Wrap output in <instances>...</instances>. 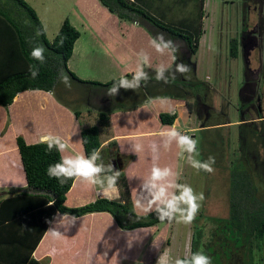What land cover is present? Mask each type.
Instances as JSON below:
<instances>
[{
  "label": "rangeland",
  "instance_id": "obj_1",
  "mask_svg": "<svg viewBox=\"0 0 264 264\" xmlns=\"http://www.w3.org/2000/svg\"><path fill=\"white\" fill-rule=\"evenodd\" d=\"M25 1L35 11L45 29V37L49 41L54 37L63 19L67 17L86 29L87 32L84 34L80 29L82 33L80 44H78L80 48L85 45L84 52L82 48L80 55L74 51L69 60V66L77 77L83 80L92 79L104 83L122 75H130L135 68L136 53L141 50L150 55L152 68L160 63L172 67L174 62L171 57L161 56L149 46L150 39L158 33H164L166 38H171L178 48L180 58H186V64L192 62L193 69L191 68V71L186 74L187 78L178 76L175 80L179 81L180 78L188 81L183 86L175 81L164 84L156 82L154 78L150 79L146 90L150 97H155V100H153V107L150 105L151 101L144 105L142 110L147 111V116L145 124H141L155 127L151 117L153 110L170 112L173 109L174 112H178V118L181 123H184L183 125H192L189 127L194 128L187 134L198 140L197 159L207 160L209 156L215 157L213 166L215 171L208 174L202 171L197 173L186 160H180L176 155L175 145L172 146V151L165 152L161 148L157 161H153L150 150L145 152L146 154L140 152L142 160L131 164L133 169L120 172L126 176L125 182L132 210L138 214H145L134 210L133 204L139 185L150 173L154 163L160 167L170 166L179 173V183H186L197 193H204L205 199L193 223L184 225L175 222L171 224L159 222L152 226L129 230L117 228L114 242H87L83 247L86 251L82 258L79 257L80 238H77V242H63V249L58 246L51 249L52 256L58 257L57 263L52 262L53 264H67L69 261L74 262L70 264H157L159 257L165 253L169 264H174L175 259L184 257L189 252L194 224L201 226L205 242V238L211 234V229L215 226L214 218L227 217L229 182L232 172L239 171V176L243 177L242 173L245 169L247 177H251L256 187L253 196L258 202L264 203V36L261 33L262 28L260 30L259 27L262 22L259 18L262 14L264 16L263 3L256 1L257 4H254V0H203L200 12L199 0H140V7L145 13L173 33L186 35L188 33L186 30L189 29L187 27L190 25L202 30L203 34L199 36L197 50L195 53H190L185 40L180 37L171 35L144 18L136 21L120 18L103 7L100 2L97 4L96 0H86L95 2L101 8L102 13L97 9V14L93 18L85 15L88 6H85L84 0ZM93 24L102 25L100 32L107 38L99 41V46L95 42L98 34L96 33L95 37L89 31ZM94 30L95 27H93ZM230 44L234 46L235 56H230ZM92 48H94L92 53H89ZM244 74L248 77L247 83L243 82ZM63 75L68 77L70 88L61 82L59 75L56 85L50 91L25 90L18 93L8 106H2L3 115L9 118L5 125L9 122L13 124L17 136H21L25 142H36V134L39 132L55 134L57 131L61 137L70 138L71 147L68 154L82 153L80 130L89 125H97L99 111L106 114L113 113L108 128L110 134H123L141 127L137 117L125 120L127 118L125 116L129 114L126 111L130 110L134 103H139L136 102L137 99H142L141 88L136 91L129 90L128 94L125 93L126 95L121 89L118 95L109 97L106 95L109 85L99 87L87 83L80 84L66 74L63 73ZM196 79L205 81L203 83L210 87L209 95H207V89L205 93L203 92L207 103L212 106L207 121L204 120L203 108L197 107L200 118L196 117L195 111H192V106H195L193 110L196 108L193 98L189 95L183 98L182 95V91L186 88L193 90L195 86L192 84ZM128 96L132 97L127 100ZM241 99L245 107L241 106L243 113L240 114L245 119L244 122L250 124L239 126L238 123L241 121H238L240 116L238 107ZM183 100L191 104L188 117L189 113L181 103ZM248 107L250 108L246 109ZM75 111L78 112L77 117L74 115ZM201 122L211 126L202 130L198 127ZM119 138H115L116 145L119 147L123 146V143L127 145V139ZM243 156H246V159ZM13 161L15 164L10 163L9 167L15 168L16 171L21 170L19 158L16 155ZM238 180L245 184L242 178ZM14 184H21V181ZM97 195L93 186L86 183H73L66 194L64 204L69 207L81 206L93 201ZM102 216L94 218L95 225L99 223L101 226L104 222L110 226L113 224L112 221L107 222ZM251 243L246 257L242 254L241 248L237 249L235 245H229L228 242H222V257L219 258L217 245L212 246L214 252L212 253L210 249L208 255L212 258V264H216L218 259L220 260L218 264H264V243L255 240ZM111 244L119 246L120 251L114 249ZM204 248L205 245L199 250ZM233 248L235 252L230 255ZM63 250L66 255L62 254ZM49 254L39 260L37 251L33 257L43 264H48ZM243 260L245 263L241 262Z\"/></svg>",
  "mask_w": 264,
  "mask_h": 264
},
{
  "label": "trees",
  "instance_id": "obj_2",
  "mask_svg": "<svg viewBox=\"0 0 264 264\" xmlns=\"http://www.w3.org/2000/svg\"><path fill=\"white\" fill-rule=\"evenodd\" d=\"M98 1L120 18L132 21L141 18L149 20L156 27L185 40L190 53H195L199 36L202 33L201 29L190 25L187 27L189 29L188 31L186 30L188 32L186 35L173 33L170 29L152 20L135 0ZM261 2L264 4V0H261ZM202 5L203 0H199L200 12L202 11ZM201 17L202 13L199 14L200 19ZM261 19L260 21L262 22H260L261 25L259 27L260 30L262 28L263 32L261 33L264 36V25H262V23L264 24V16ZM42 28L34 10L25 0H0L1 106H8L12 102L13 97L21 91H50L56 85L58 76H61L63 73L77 83H87L93 86L98 85L99 87L112 85L114 79L104 83L95 80H83L67 68L66 62L71 55L73 42L79 36V32L70 24L67 18L63 19L51 41L47 40L44 31L38 37L35 35L36 30ZM61 40H63L62 45L60 43ZM36 45H43L46 50L45 62L42 65L30 58L31 49ZM229 49L230 56H235L233 44H230ZM176 56L177 60L172 67L175 66V63H185L186 58H180L178 52ZM32 64H37L39 67V75L35 79H32L29 74V65ZM191 64L192 62H188L190 67L192 66ZM146 71L150 72L151 70L146 68ZM149 75L152 77L154 71L150 72ZM178 76L182 77L179 74ZM175 82H179L183 86L188 81L179 78V81ZM243 82H248L246 74H244ZM147 85L141 87V94L147 92L146 89L149 87ZM192 86H195L192 91H190V88L182 91L183 98L190 95L196 101L198 100L201 109L203 108L204 120L207 121L212 111V106L207 103L208 101L204 93L207 89V95H209L210 87L197 79ZM185 105L190 112L191 104L185 101ZM241 106L245 107L244 103L239 106V114L243 113ZM74 115L77 117L78 112L75 111ZM106 115H108L106 112H100L98 116L101 120H104L106 119ZM158 117L162 123L170 124L175 118V113L160 112ZM244 120L240 114L238 121L241 122L238 125L250 124L249 122H244ZM201 123L202 126L209 125L206 122ZM80 141L85 155L90 154L93 149H98V127L90 125L82 128L80 130ZM15 143L21 169L24 174L25 187L26 189H34L37 192L19 190L11 195L0 198V264H43L39 260L34 259L31 253L46 229L48 224L46 221L57 212L61 214L67 212L70 215L79 216L85 213L105 211L112 216L116 225L124 230L148 227L159 223L154 213L136 214L132 210L128 188L122 173L117 182L118 199L99 197L81 206H66L64 204L65 193L72 181L69 180L67 183L61 185L57 180L50 179L46 174L47 167L57 162L60 154L55 151L51 153L47 152L46 145L41 144L39 141L26 143L21 136H15ZM245 157L243 156L244 159H246ZM244 170L242 173L243 177L239 176V171L232 172V178L229 182L227 217L214 218L216 220L215 226L211 229V236L208 235L205 238V242L203 241L205 235L202 232L201 226L194 224L189 251L196 252L200 247L205 245L203 251L208 255V251L213 249L212 246L217 245L218 248L215 249L218 250L220 258L222 257V242H228L229 245H235L237 249L241 248L242 254L246 257L253 240L264 243V203L258 202L253 196L256 187L253 185L251 177H247L248 174ZM241 178L245 181V184L238 180ZM52 200L55 203L49 207L48 205ZM234 250V248L231 250L230 255L235 252ZM213 252L214 250H212ZM179 258H183V256ZM219 262L220 260L218 259L216 264ZM241 262L245 263L244 260Z\"/></svg>",
  "mask_w": 264,
  "mask_h": 264
},
{
  "label": "clouds",
  "instance_id": "obj_3",
  "mask_svg": "<svg viewBox=\"0 0 264 264\" xmlns=\"http://www.w3.org/2000/svg\"><path fill=\"white\" fill-rule=\"evenodd\" d=\"M45 29L36 30L38 37L43 34ZM61 45L63 40L60 41ZM149 46L161 56L168 55L171 60H177L176 53L178 48L171 38H166L164 33H158L149 41ZM45 48L43 45L32 47L30 58L37 61L40 65L45 62ZM146 68H152L150 55L141 50L136 53L135 68L130 77L120 76L114 79L112 85L107 88L106 95L115 97L120 90L136 91L142 86H146L150 79L156 82L169 84L177 79V75L186 76L191 71V67L183 62L175 63L174 68L164 63H160L153 69L154 77H150ZM29 74L32 79L39 75L37 64L29 65ZM61 82L66 87H71L68 77L61 74ZM52 95V93H49ZM160 143L153 142L150 145V152L153 161H157L160 156V149L169 151L173 144L177 148L176 155L180 160H186L187 164L197 173H214L215 157L209 156L207 160L197 159L198 140L192 136L178 130L176 123L167 126L159 133ZM70 139V138H69ZM69 139L60 135L47 134L40 138V143L46 145V151L57 152L60 158L57 162L50 164L46 169V174L50 179H55L61 185L69 180L73 183H86L98 190V195L111 199L117 192V182L121 175L120 171L114 170L113 164H104L99 149H93L90 154L70 153ZM131 151L140 153L144 151V146L140 143L133 144ZM179 173L172 167H160L154 163L150 173L142 180L134 200V210L140 213H154L161 223H177L191 225L199 213L201 203L204 201V193H197L190 185L178 182ZM55 203H49L51 207ZM80 217L69 213L57 212L52 220L46 221L50 225L45 234L52 240H60L63 234L59 231L60 227L73 226ZM55 222V223H54ZM54 224V226H53ZM157 264H169L167 254L159 257ZM174 264H212V258L206 255L203 250L196 252L189 251L183 258H177Z\"/></svg>",
  "mask_w": 264,
  "mask_h": 264
},
{
  "label": "crops",
  "instance_id": "obj_4",
  "mask_svg": "<svg viewBox=\"0 0 264 264\" xmlns=\"http://www.w3.org/2000/svg\"><path fill=\"white\" fill-rule=\"evenodd\" d=\"M96 1H97V4H99L98 3L99 1L98 0H96ZM135 2L138 5H140V3H141L140 0H135ZM84 4H85V6H88V7H86L87 8L86 10H88L87 14H85L87 17L93 18V16L95 14H97V9H99V12L102 13L101 8L95 2H87L86 0H84ZM67 19L70 22V24L73 27H75L77 29V31L79 32V36L73 42L71 55L67 59V62H66V66L68 67L69 66V60L72 57V55L74 54L73 53L74 51H76V53L78 55H80L82 53L81 52V48H82V51L84 52V50L86 48L85 45H82L81 48H80V45H78V44H80L79 41H80V36L82 33V32H80V29L83 30V34L87 31H86V29H83L81 24H78L74 21L72 22L71 19L68 17H67ZM93 25L94 26H92L91 29H89V31L91 33H93L94 36L96 35V33L98 34V36L102 35L99 37L97 36V39L95 41V42H97L96 45L99 46L100 44L98 42L102 41V40H106L107 38L104 36V33L100 32L102 30V25L101 26H97L95 24H93ZM93 27H95L94 31H93ZM198 42H199V40H198ZM104 45H105V41H104ZM93 49L94 48H92L89 51V53H92ZM105 65H103L104 68H105ZM148 69L153 71L154 68H148ZM69 70L75 74V72L73 71V69L70 66H69ZM131 74L130 75L127 74V75L131 76ZM98 78H100V77H98ZM86 80H92V79H86ZM198 80H201V79H198ZM149 82H150V80H149ZM203 82H205V81H203ZM148 85H149V83H148ZM21 92H19V93H21ZM128 92L129 91L124 90L123 94L126 95V94H128ZM16 95L13 97L12 101L16 98ZM141 96H142V99L139 98L140 100L137 99L138 101H136L139 103H136L137 105L135 103H134V105H131V107H130L131 109L126 111V112H129V114L127 116H125V117H127L125 119L126 121L130 120L131 117H137V120H138L139 124L141 125V127L136 128V129H132L131 131H127L123 134H116V135L110 134L108 128H109L110 123H111V115L113 114L112 112L110 114L106 115V119H104V120H101L98 116V121L96 122V124H97L96 126L98 127V140H99L98 149L100 150L102 160H103L104 164H106V165L109 163L113 164L114 170H118L120 172L121 171L123 172L126 169H130V168L133 169V167L130 165L133 164L134 162H136L137 160L138 161L142 160L140 153H135V152L131 151V147L133 144H136V143L142 144L144 146L143 153L146 154L145 152L150 150V145L153 142H155L157 144L160 143V137H159L160 131L164 130L167 126L173 125L174 122L176 123L178 130L181 131L182 133L187 134L188 131L194 129L193 127H189L192 125H183L184 123H181L179 118H178V112L177 111L174 112L173 109L170 111V112L175 113V118L172 121V123H170V124L162 123L158 117V114L160 113V111L159 110H153V112L152 113L150 112V113H151V117L153 118V120L155 122V125H154L155 127L151 128V127H147L145 125H142L141 123L145 124V120H146V116H147V114H146L147 111L142 110V109H143L144 105H147V103H150V101L152 102L150 105H151V107H153V104H154L153 100H155V97H153V98L150 97L151 95H148L147 92L142 93ZM130 97H132V96H128L127 100ZM191 98H193V97L191 96ZM193 100H194V103L196 104V108H195V110H193V108L195 106L194 107L192 106V111H195V113L197 115L196 117L200 118L197 114V111H198L197 107L200 108L201 105L198 104L199 101L198 100L196 101L195 98H193ZM181 103H182L183 107L186 108L185 101L183 100V101H181ZM185 110H187V108ZM187 113H189L188 110H187ZM98 115H100V111L98 112ZM129 115H131V116L129 117ZM189 115H190V113L187 114V117ZM8 119L6 118V116L3 115V107L0 105V198L11 195L15 192H18L19 190H26L29 192H37L34 189H29V188L26 189L25 181H24V174H23L22 169L21 170L17 169V171H16L15 168L11 169V167H9V165H8L10 163L15 164V162H14L15 160L13 161V158L15 159V155H16V157L19 158V154H16V153H18V150H17L16 143H15V136H17L18 134H17V131L14 130L13 124H10V122H9L8 124L5 125V123L7 122ZM208 126H211V125H208ZM208 126H202V123L200 125H198V127L202 130L204 128H207ZM3 128H4V130H2ZM44 135H47V133L46 132L37 133L36 134V138H37L36 140L40 141V138ZM55 135H60V134H59V132L56 131ZM116 137H120L119 138L120 140L121 139H127L126 140L127 145L125 143H123V146H120V147L118 145H116V141H115ZM80 143H81V141H80ZM174 145L175 144H173L172 146H174ZM70 147H71V145H70ZM81 148H82V144H81ZM170 150L172 151V149H170ZM82 153H83V148H82ZM19 163H20V160H19ZM124 177L126 180V176H124ZM16 179H18V180H16ZM17 181H21V184H14ZM72 185H73V181H72L69 189L72 187ZM15 188H17V190H13ZM18 188H20V189L18 190ZM68 190H67V192H68ZM94 190L96 191V193H98V190L95 187H94ZM67 192L65 193V199H66ZM99 197H103V196L97 195L95 198H99ZM104 198H106V197H104ZM118 198H119V192H118V186H117V192L113 195V197L111 199L116 200ZM107 199H109V198H107ZM64 202H65V200H64ZM55 214L50 216L48 218V221L52 220V218L54 217ZM136 214H138V213H136ZM99 215H103L102 217L105 218V220L107 222L112 221L113 224L110 226L108 223L104 222L101 226L99 225V223H98V225L97 224L95 225L93 220L95 217H98ZM77 217H80L81 219H78L73 226L67 227V229L65 227L59 228V231L64 235L63 238L60 240H52L51 238H49L45 234V232L50 227V225L47 224L43 235L41 236L40 240L38 241L37 245L35 246V248L33 249L32 253H31L32 257H33V254L35 252L37 253V251H38L37 259L41 260L44 256H46V255H48V253H50L49 254V257H50L49 263L53 264L52 262L58 261V257H57V255L52 256L51 249H52V247H55V246H58V247L63 249V246H62L63 242H71V241L77 242V238H80V241H79L81 243V245H80L81 249L79 251V257L80 258H82L85 255L86 250H83V247L86 246L87 242H89V243L90 242L91 243L92 242H114V236L116 235L115 231L119 227L116 225L114 219L112 218V216H110V214L108 212L96 211V212H91V213H85V214L79 215ZM53 226H54V224H53ZM44 242H46V245H44ZM111 246L114 249H119V251H120L119 246H116L114 244H111ZM88 253H90V251ZM62 254L66 255L64 250H63ZM70 263H74V262L69 261L67 264H70Z\"/></svg>",
  "mask_w": 264,
  "mask_h": 264
},
{
  "label": "flooded vegetation",
  "instance_id": "obj_5",
  "mask_svg": "<svg viewBox=\"0 0 264 264\" xmlns=\"http://www.w3.org/2000/svg\"><path fill=\"white\" fill-rule=\"evenodd\" d=\"M255 2H254V4L256 3L257 4V2L256 1H259V3L261 4L262 2H261V0H254ZM254 7L256 8V5H254ZM263 13V12H262ZM262 16H263V14H262ZM262 16L259 18V20L262 18ZM242 100V99H241ZM248 103H250V101L248 102ZM242 104V103H241ZM250 107H248V108H246V109H249ZM238 109H239V107H238Z\"/></svg>",
  "mask_w": 264,
  "mask_h": 264
}]
</instances>
